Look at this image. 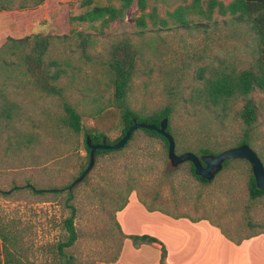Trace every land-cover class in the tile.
Instances as JSON below:
<instances>
[{"label":"rangeland","instance_id":"rangeland-1","mask_svg":"<svg viewBox=\"0 0 264 264\" xmlns=\"http://www.w3.org/2000/svg\"><path fill=\"white\" fill-rule=\"evenodd\" d=\"M88 1L46 0L34 7L32 0H15L14 9L0 10L1 243L24 264H65L59 245L68 239L64 222L72 206L78 239L64 250L71 264L114 262L125 240L115 220L130 197L175 219L206 220L236 242L264 232V196L250 197L247 161H231L211 183H203L189 163L172 166L163 140L140 130L123 149L96 157L85 178L68 189L89 166L87 135L104 133L110 141L121 135L123 109L115 100L110 62L126 40L135 63L127 104L143 117L170 107L178 155L186 148L236 147L247 132L239 116L245 99H235L224 113L208 106L198 94L199 73L204 69L207 78L226 66L246 70L257 59L250 25L222 16L218 7L208 18L210 0H146V13L156 8L146 29L136 26L139 0L123 22L108 27L75 21L94 6L122 3L92 0L88 6ZM179 7H188V26L170 15ZM36 36L51 39L45 63L56 62L50 70L62 71L56 94L45 92L31 75L25 61L29 50H17L9 41ZM249 98L259 113L249 133L251 147L264 163V92ZM67 104L81 116L79 134L66 124ZM136 215L137 220L121 217L134 234L155 225Z\"/></svg>","mask_w":264,"mask_h":264},{"label":"trees","instance_id":"trees-1","mask_svg":"<svg viewBox=\"0 0 264 264\" xmlns=\"http://www.w3.org/2000/svg\"><path fill=\"white\" fill-rule=\"evenodd\" d=\"M32 5L37 7L43 4L46 0H32ZM121 6L119 8L108 5V6H94L91 9L87 10L84 14L77 16L74 18L75 21L79 22H97L101 21L102 26L108 27L111 23L118 21L123 22L126 16L127 11L130 6L134 2V0H121ZM201 0H194L195 4H199ZM15 0H0V10L1 11H9L14 9ZM92 0H89L86 4L91 5ZM140 11L142 12V16L136 19V26L139 29L147 28V18L153 19L155 18V10L154 8L152 13H146V0H139ZM18 8H26L25 4H20L17 6ZM219 8V14L222 16H230L234 20L240 23H247L250 25L251 29L254 31V34L257 38V46H256V54L257 59L256 62L251 68L246 70H237L236 68H231L226 66L223 69L213 70L212 73L205 78L204 73L205 70H201L199 73L200 80H203L201 88L198 89L199 97L204 98L207 105H212L213 107H220L222 112H226L228 110V105L234 101L235 99L242 97L245 99L244 106L240 112V118L243 123L247 126V132L244 136L237 142L236 147L247 145L251 147L252 138L250 136V129L255 126L258 122L259 113L256 103L249 98V96L259 90L264 92V0H232L230 3L225 4L222 0H210L209 2V14L208 18H211L214 9ZM188 11V7H179L170 15L176 19H178L183 25L188 26V22L185 20V14ZM165 24V22H163ZM9 41L13 43L15 49L23 48L25 51L29 50V52L25 55V61L29 63V71L33 78H35L36 82L42 87V89L49 94H56L59 92L55 83L61 77L62 71L54 70L53 72L50 70L51 66H57L56 62L45 63V57L48 52V48L51 44V39L49 37H41L36 36L34 39L25 38L22 40H15L10 38ZM131 44L125 42V44L118 50L113 59L110 62V71L113 75V83L115 87V100L117 104L123 109L122 111V130L121 135L115 140L110 141L109 138L100 132L90 133L87 135L85 139V149L88 152L89 162H90V148L88 146V137L91 140L93 145H98L103 143V138L108 139V145L117 144L126 134V132L134 125V121L137 120L140 123L146 124H155L156 126H160L163 119H168V127L167 131L174 137L175 142L177 139V134L173 130V125L171 121V112L172 109L170 107L165 108L161 112H157L152 114L149 117H143L133 111L129 105L127 104V96L129 92V87L135 72V63L133 60V55L130 51ZM65 111L67 114V118L65 119L66 124L71 128L75 133L79 134L82 129V121L81 116L77 112L75 108L70 105H66ZM11 111H8L6 108L3 111V114H6L10 117ZM142 132H145L151 138H159L163 140L165 145L169 150V142L168 140L162 136L161 134L147 130V129H139ZM136 132H134L131 136L130 141L133 139ZM129 141V142H130ZM128 142V143H129ZM234 148V147H233ZM252 148V147H251ZM219 149V148H218ZM208 149V148H199L198 150H192L190 148L184 149V152L194 153L198 156L202 155H217L223 152V150ZM254 150V149H253ZM117 150H97L96 157L111 154L116 152ZM255 151V150H254ZM256 152V151H255ZM257 153V152H256ZM258 154V153H257ZM181 155V154H180ZM259 156V155H258ZM260 157V156H259ZM261 159V158H260ZM262 160V159H261ZM231 161H239V160H228L225 162L224 167L228 166ZM246 161V160H245ZM263 162V161H262ZM191 166V172L193 175L203 183H211L212 181H208L198 175L195 174V167L191 162H187ZM249 163V162H248ZM264 164V163H263ZM85 170L82 171L81 174L84 173ZM249 193L250 197L253 200H256L262 196H264V190H260L257 187L255 177L253 173L250 175L249 179ZM128 204V200L125 201L124 205L119 209V211L123 210ZM71 216L67 218L64 222L66 230L68 232V239L65 242H62L59 245V251L61 256L65 257L67 260L65 264H71L70 258L66 256L64 250L66 248L72 247L78 239L75 219L77 215V211L75 207L70 206ZM151 211V210H150ZM117 226L120 228L121 233L122 229L117 220H115ZM252 225V224H250ZM255 227V226H254ZM264 232H257L245 239H250ZM123 234V233H122ZM124 238L131 239L134 244L139 245L142 243H159V241L151 237L149 235H124ZM4 241L7 239L4 237ZM240 243V241L238 242ZM3 249V251L1 250ZM1 255H4V259L2 260ZM119 256V255H118ZM118 256L114 259L116 261ZM166 256L165 247H163L162 253V261L161 264H164V259ZM0 264H24L21 262V259L16 258L11 251V248L7 247L4 242L1 243L0 240Z\"/></svg>","mask_w":264,"mask_h":264},{"label":"crops","instance_id":"crops-1","mask_svg":"<svg viewBox=\"0 0 264 264\" xmlns=\"http://www.w3.org/2000/svg\"><path fill=\"white\" fill-rule=\"evenodd\" d=\"M136 198L130 200L118 213L122 233L137 235L133 227L125 225L121 217L137 220L139 215L151 218L155 225L138 235H149L159 243L139 245L125 238L118 259L97 264H161L163 247L164 264H264V233L240 243L228 239L222 231L206 220L191 221L173 218L159 211H149ZM139 219V218H138Z\"/></svg>","mask_w":264,"mask_h":264},{"label":"water","instance_id":"water-1","mask_svg":"<svg viewBox=\"0 0 264 264\" xmlns=\"http://www.w3.org/2000/svg\"><path fill=\"white\" fill-rule=\"evenodd\" d=\"M168 119H163L160 126L155 124L140 123L134 121V125L126 132L125 136L115 145H108V139L103 138V143L93 145L88 137V146L90 148V162L84 173L68 188L71 190L77 183L82 181L87 173L92 169L95 163L97 150H120L123 149L131 139L132 134L139 129H147L155 131L164 136L169 142L168 155L173 167H177L186 162H191L195 167V174L212 181L214 177L220 173L224 164L228 160H246L252 168V173L255 177L258 189L264 190V164L258 154L249 146L243 145L227 149L217 155H202L198 156L191 152H185L181 155L176 153V142L174 137L167 131Z\"/></svg>","mask_w":264,"mask_h":264}]
</instances>
